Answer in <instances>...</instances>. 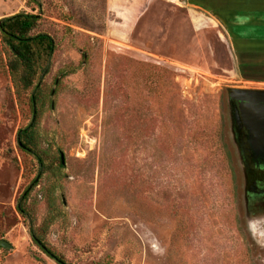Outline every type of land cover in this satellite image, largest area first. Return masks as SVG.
<instances>
[{
	"label": "rangeland",
	"instance_id": "1",
	"mask_svg": "<svg viewBox=\"0 0 264 264\" xmlns=\"http://www.w3.org/2000/svg\"><path fill=\"white\" fill-rule=\"evenodd\" d=\"M38 1L0 0V20L40 14L56 40L38 131L66 164L41 176L18 148L33 114L0 37V264H57L31 227L77 264H264L228 94L264 90V61L196 0Z\"/></svg>",
	"mask_w": 264,
	"mask_h": 264
},
{
	"label": "trees",
	"instance_id": "2",
	"mask_svg": "<svg viewBox=\"0 0 264 264\" xmlns=\"http://www.w3.org/2000/svg\"><path fill=\"white\" fill-rule=\"evenodd\" d=\"M29 5L35 4L40 10L42 4L38 0H29ZM200 6V4L197 3ZM44 18L40 14L22 12L0 20V37L9 54L8 70L18 93L29 95L32 120L27 127L17 134L18 148L31 156L39 167L43 176L50 170L65 168L62 160H55L53 156L42 149V137L38 131L41 108L47 100L46 78L53 67L57 43L47 31L41 30ZM73 72V71H72ZM69 72L64 71L66 77ZM71 73V72H70ZM263 79L264 77H257ZM60 91L51 90L49 96H55ZM31 190L28 189L17 207L19 214L26 220L31 212L27 207ZM30 236L33 242L57 264H77L55 251L46 244L42 234L31 227Z\"/></svg>",
	"mask_w": 264,
	"mask_h": 264
},
{
	"label": "crops",
	"instance_id": "3",
	"mask_svg": "<svg viewBox=\"0 0 264 264\" xmlns=\"http://www.w3.org/2000/svg\"><path fill=\"white\" fill-rule=\"evenodd\" d=\"M205 11L232 28L240 53L264 61V0H196ZM247 48V51L245 50Z\"/></svg>",
	"mask_w": 264,
	"mask_h": 264
},
{
	"label": "flooded vegetation",
	"instance_id": "4",
	"mask_svg": "<svg viewBox=\"0 0 264 264\" xmlns=\"http://www.w3.org/2000/svg\"><path fill=\"white\" fill-rule=\"evenodd\" d=\"M230 114L235 141L243 160L244 173L249 189L245 194L247 215L256 218L264 212V160H257L249 143V132L245 126L239 104L230 101ZM261 203V204H260Z\"/></svg>",
	"mask_w": 264,
	"mask_h": 264
},
{
	"label": "water",
	"instance_id": "5",
	"mask_svg": "<svg viewBox=\"0 0 264 264\" xmlns=\"http://www.w3.org/2000/svg\"><path fill=\"white\" fill-rule=\"evenodd\" d=\"M229 99L239 104L241 116L249 132V143L257 160H264V90L231 89ZM55 108L54 102L52 105ZM63 165L65 156L61 154ZM65 202V199H64ZM13 245L0 240V249H12Z\"/></svg>",
	"mask_w": 264,
	"mask_h": 264
}]
</instances>
